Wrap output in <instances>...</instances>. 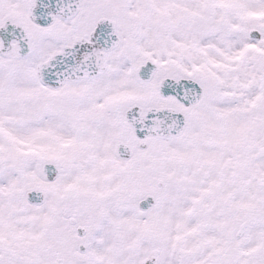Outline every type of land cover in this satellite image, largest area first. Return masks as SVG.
<instances>
[{"label": "snow or ice", "instance_id": "1", "mask_svg": "<svg viewBox=\"0 0 264 264\" xmlns=\"http://www.w3.org/2000/svg\"><path fill=\"white\" fill-rule=\"evenodd\" d=\"M0 264H264V0H0Z\"/></svg>", "mask_w": 264, "mask_h": 264}]
</instances>
